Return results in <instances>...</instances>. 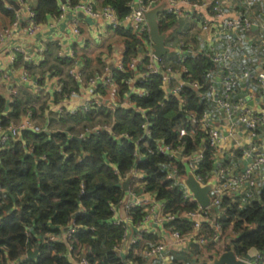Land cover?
Wrapping results in <instances>:
<instances>
[{"label":"built area","instance_id":"built-area-1","mask_svg":"<svg viewBox=\"0 0 264 264\" xmlns=\"http://www.w3.org/2000/svg\"><path fill=\"white\" fill-rule=\"evenodd\" d=\"M144 1L134 2L133 0L129 13L122 19L117 17L111 6L95 8L94 5L83 0L75 4L71 0H64L59 4L56 19H64L67 12L83 13L93 20L103 21L105 26L113 32L119 28L130 32V35L139 41V46L138 52L126 61L123 59L114 68L106 66L101 73L85 79L83 60L74 52L64 54L61 51V44H57V57L61 60H70L68 74L78 87L77 91L71 92L69 96L64 95L61 102L67 103L70 99L79 96L81 92L86 93L89 98L82 106L70 111L60 106L57 112L63 115H76L80 112L89 113L91 110H104L113 115L118 109H122L139 114L142 122L141 135L138 139H134L127 133L115 135L112 132L113 119L110 122H98L96 119L94 124L83 129L78 137L85 139L87 136L104 132L115 140L133 143L134 163L142 160L141 150L147 147L152 154L167 160L165 181L169 182V188L179 189L185 205H195V208L190 210L171 212L166 201L157 199L155 194L146 190L142 182L143 172L133 165L121 179L122 185L125 181H129L128 190L120 206L111 207L112 218L109 222L123 229L121 241L114 247V252L121 263L138 264L133 258L140 257L143 260L142 264H152L156 260L161 261L157 264H165L169 251H186L190 253V260L180 261L178 264H206L204 251L209 245H212L213 249H218L224 236L221 225L216 222L220 214L222 216L226 214V209L222 208L223 199L238 203L241 208L257 199L260 189L264 187V146L256 142L260 128L264 127V65L256 71L248 62L249 59H253L255 52L262 53L264 50V24L258 25V36L252 43L249 37L255 23L251 15L237 13L235 18H228L223 6L225 0H203L199 4L190 0H156L148 5ZM235 1H240L248 9L264 3V0ZM161 2L166 3V14L172 15L176 21L195 18L200 13L195 15L191 12L197 10L208 12L207 16L200 21L204 49L202 52L192 53L184 45L178 46L180 57L177 66L167 61L166 55L157 57L154 54V44L149 36L146 14L154 7V3ZM15 3L19 10H15L9 3L5 4L8 11L14 12V18L9 27L0 30V47L6 43L13 31L22 29L25 35L32 36L40 29L41 24L36 22L32 9L35 0H16ZM75 21L71 30L74 35H79V22ZM226 38L227 40L224 41ZM220 42H222L221 45ZM247 45L252 49L248 53L244 52ZM241 50H243L242 54H245L236 58L235 53ZM15 51L22 52L21 49H15ZM26 56L25 59L28 62H34ZM191 59H201L212 67L203 75L205 92L202 91L203 85L186 65ZM15 63L16 59L12 56L10 65L14 67ZM113 71L126 76L123 81L126 91L122 96L113 79ZM153 77L161 80L165 102L174 99L178 106L175 118L180 117L181 120L179 125L171 129L175 134L173 141H167L166 137L156 135L157 127L153 120L158 114L148 115L146 110L140 109L131 100L132 97L144 98L149 95L142 85L150 82ZM0 78L8 77L2 74ZM39 80V78L34 79L31 87L38 96H41L44 87L40 85ZM20 82L22 84L31 82L28 71H22ZM252 86L258 89L257 108L249 106L250 96L238 95L239 90H249ZM187 88L194 91L202 101L204 110L200 114L185 110L186 102L183 92ZM57 91L60 94L61 86L57 88ZM8 95L9 99L6 100L12 104L17 91L11 88ZM159 106L162 107L163 103ZM212 109L222 114L223 128L214 125ZM179 113H182V116H178ZM239 130L242 131V137H238ZM22 131L39 133L46 130L34 123L33 113L29 111L17 123L8 125L5 130L0 127V150L10 140L18 138ZM199 137L200 140L197 141ZM186 138L191 140V147ZM189 147L190 150H187ZM207 149L212 151L213 168L204 177L194 175L205 160ZM226 150L227 155L224 153ZM234 155L238 157L237 162ZM176 162L184 166V173L179 171ZM115 174L118 173L115 171ZM190 176L201 187L210 188L208 207H201L187 187L186 181ZM136 210L140 215L139 221H134ZM83 211L85 212L80 208L73 219L65 227H60L56 234L42 235L38 241L39 245L50 249L52 257L64 258L69 264H97L89 257L90 246L79 239V235L86 237L90 232H94L92 225L77 224L75 221V217ZM151 224L159 228L161 234L157 236L154 243L139 250L140 237L148 232L147 226ZM176 225H187L189 229L182 232L176 228ZM59 246L64 248L63 253L58 252ZM35 250H38V253L31 259L28 253ZM38 255V248L29 249L24 255L15 259L2 255L0 264H36ZM247 255L249 258L236 256V259L246 264L264 263V254L255 249L250 250Z\"/></svg>","mask_w":264,"mask_h":264},{"label":"trees","instance_id":"trees-1","mask_svg":"<svg viewBox=\"0 0 264 264\" xmlns=\"http://www.w3.org/2000/svg\"><path fill=\"white\" fill-rule=\"evenodd\" d=\"M71 1L73 4L77 3V0ZM132 1L103 0V6H111L117 17L122 19L129 13ZM152 1L156 0H145L144 3L148 5ZM202 1L190 0L197 4ZM4 4V1L0 0V15L12 20L14 12L8 11ZM58 6L57 0H35L32 9L36 22L43 24L49 18H56ZM159 7V33L167 38L176 28V20L172 15L166 14L165 2L154 3L153 8ZM115 32L125 38L126 61L138 52L139 41L122 28L116 29ZM49 49L52 50L53 45H50ZM60 61L68 62L61 59ZM186 65L203 85L202 91L205 92L203 75L212 67L201 59H191ZM44 68L45 66L40 67L41 70ZM56 69L61 73L59 77L62 83L55 102L61 101L64 95L69 96L78 88L69 74H64L63 68L59 66ZM101 72L90 76L83 75L86 79ZM113 79L122 96L126 91L123 83L126 76L113 71ZM161 84L160 78L153 77L150 82L142 85L149 95L144 98L132 97L131 100L137 107L146 110L148 115L158 114L153 120L157 127L156 135L173 141L175 134L171 129L179 125L181 118H175L178 106L174 99L165 102ZM183 95L185 110L199 114L204 110L202 101L194 91L187 88ZM17 97L18 95L10 104L0 96V127L3 130L11 123H17L21 116L24 117L29 111L33 113L34 120V110L21 108ZM161 103L162 107L159 106ZM96 119L98 122H110L113 119L112 132L117 136L127 133L138 139L141 135L142 117L139 114L122 109H118L113 115L104 110H91L89 113L62 115L59 120L68 125L60 128L65 130L39 133L22 131L18 138L10 140L0 150V257L7 255L8 258L15 259L29 249L38 248L36 264H69L64 258L52 257L50 249L40 246L38 241L44 234H56L81 208L85 212L77 215L75 221L77 224H90L94 228V232H90L86 237L79 235L80 241L90 246L91 261L97 264H122L114 252V247L120 243L123 229L109 222L112 218L111 207L120 206L126 192L121 179L133 165L143 172L142 182L146 190L155 194L157 199L166 201L171 212L195 208V205H185L179 189L169 188V182L165 181L167 160L164 157L152 154L146 147L141 150L142 160L134 163L133 143L115 140L104 132L79 139L81 131L94 124ZM75 123H82L83 129L76 130ZM186 140L190 146L191 140ZM190 147L187 150H190ZM211 156L212 151L207 149L205 160L194 175H207L213 168ZM176 163L179 171L184 173V166ZM115 171L118 174H115ZM258 196L241 208L238 203L223 199L222 208L226 209V214H220L216 222L221 225L224 233L228 229L232 234L226 239L224 252L232 251L235 256L245 257L250 250L255 249L264 254V187L260 189ZM137 211L134 221L140 219ZM176 228L182 232L189 229L187 225H176ZM210 247L213 246L209 245L208 248ZM58 252L63 253L64 248L59 246ZM189 260L190 258L186 261Z\"/></svg>","mask_w":264,"mask_h":264},{"label":"crops","instance_id":"crops-1","mask_svg":"<svg viewBox=\"0 0 264 264\" xmlns=\"http://www.w3.org/2000/svg\"><path fill=\"white\" fill-rule=\"evenodd\" d=\"M3 1L5 4L7 3V0ZM11 1L16 2V0ZM63 1L64 0H57L58 5L63 3ZM78 1L82 0H77V2ZM83 1L94 5L95 8H101L103 6V0ZM137 1L138 0H134V2ZM223 6L230 19L235 18L237 13L251 15L256 27L249 37V41L253 43L258 36V25L264 24V3L248 9L244 7L240 1L225 0ZM160 8L161 7L153 8L152 10H160ZM184 8L188 10L187 7ZM194 13L200 14H197L195 18L192 19L184 18L180 21H176V28L173 30L172 34L167 38L165 37V47L168 49L167 54H169L171 50H174V54L166 58V60L175 66H177L180 57L178 46L181 47V45H184V47L192 53H199L204 49V44L202 42L203 38L200 33V21L207 16L206 13L208 12L197 10ZM156 19L158 22V15ZM12 20L6 16L0 15V30L9 27ZM75 20L79 22V35H74L71 30V27L75 24ZM192 31L193 33H191ZM226 40L227 38L224 41ZM222 42L219 44L221 45ZM57 44H61V51L64 54L67 55L70 52L71 54L74 52L77 57L83 60V74L85 76H90L95 72L102 71L106 66L114 68L124 59L125 51V38L123 36L111 31L105 26L103 21L93 20L83 13L75 14L67 12L62 20L49 18L46 23L41 24L39 31L32 36L25 35L22 29L12 32V35L7 39L6 43L0 47V75L4 74L8 77L7 79L0 78V96L4 99H9V89L12 88L16 90L18 95L17 98L22 106L21 108H32L35 112L34 123L47 132L65 130V128L61 129L60 127L58 128V126L65 127V125H68L65 123L63 124L59 120L63 114L57 112L58 107L63 106L65 110L70 111L82 106L85 101L89 99L86 93L81 92L79 96L70 99L67 103H62L61 101L55 102L58 94L57 88L60 87L62 83L59 77L61 73L59 74V70L56 69V67L59 68L60 66V68H63L65 75H68L70 67V60H66L68 62H62L57 57ZM50 45H53L52 50L49 49ZM15 49H21L22 52L18 53ZM242 51L243 50L240 52L237 51L235 57L240 58L241 55H244L245 53L242 54ZM250 51H252V49L247 45L244 52L248 53ZM25 55L34 62H28V60L25 59ZM12 56L16 59L14 67L10 65V58ZM248 62L258 71V69L264 65V50L262 53L255 52L253 59H249ZM42 66H45L44 70L40 69ZM50 66L51 68H53L52 66L55 68L51 69ZM24 70L28 71L31 81L26 84L20 82V76ZM36 78L40 79V85L44 87V92L41 96H38L31 87L33 80ZM241 94H245L247 97L250 96L248 101L249 106L257 108L259 99L256 86H252L249 90H239L238 95ZM211 113L215 119L214 125L223 128V122L221 121L222 114L213 109ZM22 117L23 115L21 118ZM238 137H242L241 130H239ZM256 142L264 146V127L260 128ZM224 153L227 155V150ZM233 157L237 162V155ZM147 229L148 232L140 237L139 250L154 243L157 240V236L159 237V234H161L160 229L152 224L148 225ZM189 254L190 253L186 251H169L165 264H178L180 261H186L190 257ZM219 256L220 255H211L209 253L206 257V264H213ZM133 260L137 261L138 264H142L143 262L140 257H135ZM160 262V260H156L152 262V264Z\"/></svg>","mask_w":264,"mask_h":264},{"label":"water","instance_id":"water-1","mask_svg":"<svg viewBox=\"0 0 264 264\" xmlns=\"http://www.w3.org/2000/svg\"><path fill=\"white\" fill-rule=\"evenodd\" d=\"M7 3L12 5L15 8V10H19L18 5L14 1L7 0ZM159 11H160L159 9H154L148 12L146 14V19L149 25V36L154 44V54L157 57H163L167 55L168 49L165 47V35L159 33V26L156 19ZM255 29L256 27L253 26L252 31H254ZM178 116H182V113H179ZM186 184L189 190L193 193V196L196 199L197 203L203 208L208 207L210 202L208 196L210 188L207 186L201 187L192 176H190L187 179ZM128 186H129V181H125L122 185L124 191L128 190ZM37 253L38 250H35L34 252H29L28 255L31 259H33L36 257ZM247 258H249L248 255ZM213 264H246V263L237 260L235 254L232 251H226L223 254H221L214 261Z\"/></svg>","mask_w":264,"mask_h":264},{"label":"rangeland","instance_id":"rangeland-1","mask_svg":"<svg viewBox=\"0 0 264 264\" xmlns=\"http://www.w3.org/2000/svg\"><path fill=\"white\" fill-rule=\"evenodd\" d=\"M174 54V50H171L169 54L166 55V58L172 56ZM40 118V117H39ZM74 128L76 130H79V129H83L82 126L83 124L82 123H75L74 124ZM61 127V126H58V128ZM57 128V129H58ZM231 234V231L227 229V231L224 233V236H223V239H221L220 241V246L218 247V249H213L212 247L210 248H206V250L204 251V256L207 257L208 254L210 253L211 255L212 254H217V255H221L224 253V249H225V246H226V239L230 236ZM232 235V234H231Z\"/></svg>","mask_w":264,"mask_h":264}]
</instances>
